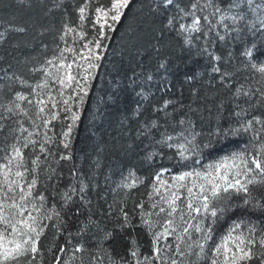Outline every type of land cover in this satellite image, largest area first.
<instances>
[{"label": "trees", "instance_id": "16d2710c", "mask_svg": "<svg viewBox=\"0 0 264 264\" xmlns=\"http://www.w3.org/2000/svg\"><path fill=\"white\" fill-rule=\"evenodd\" d=\"M106 1L0 0V162L12 145L21 147L51 215L42 221L38 254L20 264H54L57 258L60 264H144L146 258L153 264V233L161 220L150 188L162 170L183 162L178 146L185 144V157L195 162L224 154L227 146L252 154L264 143V31L254 38L264 1L252 0L250 7L239 0L231 8L236 0H129L100 48L68 147L62 133L72 120L64 117L46 130L52 139L45 153L38 144L22 147L33 132L31 120L40 119L31 111V119L20 114L15 104L26 105L15 91L33 84L34 71L66 27L77 30L81 8L89 15ZM217 7L243 19L221 25ZM194 19L199 31L192 30ZM32 139L43 143L44 135ZM36 157L39 167L31 163ZM132 178L135 186H129ZM245 198H222L216 226L240 224L258 240L264 236V184L250 186L248 203ZM148 212L151 230L144 223ZM254 252L248 264H261L258 245ZM190 260L200 262L188 256L183 264Z\"/></svg>", "mask_w": 264, "mask_h": 264}, {"label": "snow or ice", "instance_id": "6c2138e0", "mask_svg": "<svg viewBox=\"0 0 264 264\" xmlns=\"http://www.w3.org/2000/svg\"><path fill=\"white\" fill-rule=\"evenodd\" d=\"M128 3L129 0H110L108 9L98 6L95 9L97 13L95 23H100L101 17H104V24L109 29H113V24L108 23V20L118 22L123 14V9L127 7ZM166 3L171 4L172 0H166ZM248 3L251 7L252 0H248ZM238 6L239 0H236L231 5V8ZM80 12L83 18L85 8H81ZM216 12L221 13L219 17L221 25L226 19H230L233 24L243 19L239 14L229 15L228 11H223L219 7L216 8ZM109 13L112 14L109 16ZM258 19L261 27H264V15L258 14ZM205 20H207V17H205ZM199 23V19H194L192 30L199 31ZM103 26L101 25V28ZM70 31H74V29H70ZM80 35L81 39H85L87 36L83 32ZM102 35L103 33L100 32L98 36L89 39L79 52L76 49H64L60 56L56 58L59 62L58 65L54 60L48 62L56 67V74L53 76L51 69H44V71L47 76L52 77L54 84L59 85L58 89H53L52 91L57 92L60 99L54 97L52 92L47 93L46 100L41 97L32 101L28 100L25 95H18L16 99L19 101L27 100L29 104L35 103L38 109L36 118L42 120L45 125L51 124L53 120L58 118L59 113L56 109L59 104H63L66 112L71 111L69 101L75 99L72 93L79 95L80 92H83L85 95L87 94L86 84L88 76L85 73L89 69H94L98 66L93 62V55H95L96 60L100 58L98 54L93 53L90 45L94 44L96 49H100V37ZM85 49H87V53H85ZM69 51L72 53L73 58L72 62L66 63L68 57L64 55V52ZM81 59L86 63H77ZM73 64H75L77 69L75 72L73 71ZM259 71L264 73V67L259 68ZM37 87L47 89L50 85L46 79L43 84H39ZM65 90H70L66 99L63 98ZM36 95L40 97V93H36ZM82 102L83 97L80 96L79 103ZM15 108L19 109L25 117L31 119L28 111L21 108L20 104H15ZM7 110L13 112L11 106ZM70 119L72 123L66 125L67 130L62 133L65 148L69 145V136L75 121L79 119L78 112H72ZM256 122L260 123L259 120ZM33 124L36 128H39L35 121H33ZM251 127L252 122L250 121L248 128ZM22 131L28 132V129L24 128ZM35 134L37 133L28 132L22 147H28L29 144H38L39 152L45 153L46 148L44 145L51 142L52 138L45 132L44 142L40 143L32 139ZM168 139L172 138L169 137ZM178 147L181 149L180 155L186 158L185 152L187 148L185 144L182 143ZM253 147L255 151L252 154H246L245 152L235 153L230 157H225L218 163L207 165L205 171L186 172L174 178L176 181H186L191 178L190 185L188 183L175 185L174 190L165 194H161L159 188L154 186L153 191L160 196V199L152 204V208H158L156 215H159V213L165 214L163 231L153 233L154 240L157 242L154 248L156 259H161L160 254L162 251L158 242L161 239L166 241V238L170 235L177 240V245L173 251L178 256H195L197 260L208 258V264H248L254 255H257L254 252V248L257 245L259 246V254L264 255V236L257 240L254 230L251 228L247 229L248 234L245 235L241 231L240 224L234 225L228 234L211 250V257H207L205 251L206 244L212 234L211 224L215 222L218 213L222 214L224 211L216 205V201L223 198V194L231 191L244 193L246 196L244 202L248 203L250 186L264 184V143L259 144L258 147L255 145ZM60 158L66 159L68 157L61 156ZM31 163L39 167V157H36ZM13 168L15 169L14 171ZM0 171L3 173V179L0 180V264H20L22 258L34 259L38 254L39 236L43 233L42 221L51 219V215L45 211L46 197L36 190L35 168L29 169L21 147H17L15 144L12 145V155L7 158V163L0 165ZM12 176L15 177L14 180L10 179ZM30 176L31 178H29ZM181 189L186 192V196H183V198ZM64 195L66 200L71 198L68 193ZM140 207H143V205H140ZM42 212L44 213L43 215H41ZM144 215V223L151 230L155 224L150 219L153 213L148 212ZM125 220H127L126 215ZM193 220H195V223L190 222ZM205 220L209 221L207 227L204 226ZM178 232L179 234H177ZM193 233L202 235L193 239ZM182 244L185 247H181ZM165 247L167 248L169 245L165 243ZM81 250L80 248L76 249V251ZM132 255L136 257V251H133ZM54 264H60L59 258ZM137 264H140L139 260H137ZM171 264H177V260H171ZM180 264H183V260L180 261ZM189 264H197V261L190 260ZM261 264H264V260L261 261Z\"/></svg>", "mask_w": 264, "mask_h": 264}, {"label": "rangeland", "instance_id": "374dc122", "mask_svg": "<svg viewBox=\"0 0 264 264\" xmlns=\"http://www.w3.org/2000/svg\"><path fill=\"white\" fill-rule=\"evenodd\" d=\"M264 1V0H263ZM98 3V2H97ZM110 5V0H107L105 2V4H97L96 6H94L92 9H90V13L89 15L87 14L88 12L85 11L83 13V18L81 17V21L80 24L77 28V30L75 31H70V28L66 27V29L64 30V33L61 36L60 42H58L53 50V52H51L37 67V69L34 71V82L32 85H25V89L24 90H18L15 91L14 93V98L16 99V97L18 95H25L28 97V100H32L35 101L36 99H39L41 97H43L45 100L47 99V93L52 92V95L54 97H56L57 99H60V97L58 96V93L55 91H52L53 89H58L59 85L54 84L52 77L47 76V73L44 71V69H51L53 76L56 74V67H54L52 64H49L48 62L50 60H54L57 62L58 65V60L56 58H58L61 54V52L64 49H76L77 52H79V50L83 47V45L92 37H96L98 36V33L102 32L103 35L100 37L101 40V47L103 46V42L107 39L108 34L110 31H112L113 29H109L107 27L106 24H104V17H101L100 19V23H95L96 18H97V13L95 12V9L99 6L105 9H108ZM124 10V9H123ZM87 12V13H86ZM112 13H109V16ZM251 15V13H250ZM253 15V13H252ZM255 18V16L253 15L252 19ZM208 19V18H207ZM254 20V19H253ZM108 23L113 24V26H115V24L117 22H113L110 19L108 20ZM254 23V22H253ZM257 24V29H255V36L254 38H259L261 37V32L264 31V27H261L260 25V20L256 21ZM101 25H104L103 28H101ZM114 28V27H113ZM74 29V28H72ZM224 30V29H223ZM69 34H68V33ZM81 32L86 33L87 36L85 39H81ZM90 47L92 48V51L94 54H98L99 56L101 55L100 53V49H96L93 45H90ZM85 53H87V49L84 50ZM104 53V51H103ZM64 55L66 57H68V61L67 62H72V53L69 52H64ZM97 61L95 59V55H93V62L95 64H97ZM77 63H81V64H85L86 62L81 59L78 60ZM97 69V67H95L94 69H89L87 73H85V75L88 76V81L86 86L88 85V83L91 81L93 75H94V71ZM77 69L75 67V64H73V71L75 72ZM62 74V71H61ZM47 79L48 84L50 85L49 88L47 89H41L38 88L37 85L39 84H43L45 82V80ZM83 83V81H82ZM70 90H65V96L63 97L64 99L67 98V95L69 94ZM36 93H40V97H37ZM84 93L80 92L79 95H77L76 93H72V95L75 97V99L73 101H69V104L71 105V111H65L64 110V106L63 104H59L57 106L56 111H58L59 115L58 117H64L65 122H70V117L72 112H78V114H80V107H81V103H79V98L80 96H82ZM17 102H22L25 103L26 107L24 106L23 109H27L29 108L27 111L29 113V111H31V115H33V118H36V112L38 111V109L35 106V103L29 104L27 100L25 101H19L16 99ZM25 109V110H26ZM19 110V109H18ZM20 114H22V112H20ZM33 121L35 120H31V124L32 127L34 128V124ZM40 123V125H39ZM53 123L54 121L51 122V124H47L45 125L43 123L42 120H38L36 124L39 125V128H36V130H34L33 128H31L33 130V133H37L35 134L37 135H44L45 131L49 130V129H53ZM46 131V132H47ZM31 145V144H29ZM240 145V144H239ZM228 147V146H227ZM224 147L222 150L224 152V154H220V155H211V156H202V157H198L195 162L192 161V158L188 159L185 158L183 160V162L178 165L176 168L174 169H165L162 170L154 179V183L152 185V187L150 188V197H149V201H153L152 203H156L159 199L160 196L155 194L153 191L154 186L158 187L160 190L161 194H165L166 192H170L172 190H174V186L178 185V184H183V183H188L189 185L191 184V178H189L186 181H176L174 178L177 176L182 175L183 173L186 172H195V171H205L207 165L209 164H215L218 163L220 160L224 159L225 157H230L235 153H241V151H234V149H230L229 151L227 150L228 148ZM241 146H239L240 148ZM243 149V147L241 148ZM227 150V151H225ZM246 153V152H245ZM246 154H250V153H246ZM12 155V151L9 153V155H5L3 157V161L0 162V165H3L5 163H7V158L10 157ZM15 169L13 168V171ZM31 178V176L29 177ZM3 179V178H2ZM1 179V180H2ZM10 179H15L14 176L10 177ZM137 184V180L132 178L129 180V186H135ZM195 191V190H194ZM181 193H182V198L183 196H186V192H184L183 189H181ZM235 192H228L226 194H223V198L227 195L233 194ZM222 199V198H221ZM221 199L216 201V205L219 203V201H221ZM156 212H158V208L155 209ZM159 217H160V222L161 224L158 226L156 233L162 232L163 231V224L165 223V214L164 213H159ZM197 219H199V217H197ZM192 223H195V220L190 221ZM209 224L208 220L204 221V226L207 227ZM217 221L215 219V222L211 224L212 227V234H211V238L208 240L206 247H205V251H206V256L207 257H211L212 252L211 250L214 249V247L221 241V239L226 236L228 234V232L233 228L234 224H231L230 226H224L223 229H220V227H217ZM181 227H183V225H181ZM241 231L244 232V230H242L241 227ZM179 234V232L177 233ZM200 235L202 234H198V233H193V239L198 238ZM202 242V241H201ZM159 246L161 247L162 251H161V259H156L155 256V252H154V248L156 247L157 242L154 241L153 246H152V254H153V264H171V260L175 259L177 260V264H180L181 260H185L187 257H182V256H178L177 253L175 251H173V249L176 247L177 245V240L173 237V236H168L165 239H161L159 242ZM165 243H167V245H169V247H165ZM181 247H185V245H181ZM28 258H22L21 261L26 260ZM152 259H145V263L144 264H151ZM200 262L197 264H208V258L205 259H200ZM185 264H189V263H185Z\"/></svg>", "mask_w": 264, "mask_h": 264}]
</instances>
